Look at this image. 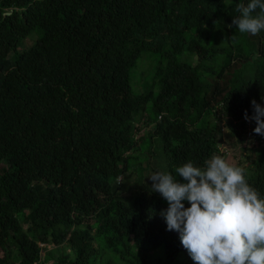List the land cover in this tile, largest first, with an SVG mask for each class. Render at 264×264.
<instances>
[{
  "label": "trees",
  "instance_id": "trees-1",
  "mask_svg": "<svg viewBox=\"0 0 264 264\" xmlns=\"http://www.w3.org/2000/svg\"><path fill=\"white\" fill-rule=\"evenodd\" d=\"M248 2L0 0V264H195L137 161L151 135L174 177L188 161L225 158L226 116L248 143L256 124L245 112L253 99L264 105V64L224 73L255 53L245 39L264 53L260 32L232 25ZM148 53L159 57L154 83L136 93L131 72ZM217 53H227L224 69L203 79V60ZM143 118L150 130L139 137ZM243 150L237 166L264 198V148Z\"/></svg>",
  "mask_w": 264,
  "mask_h": 264
},
{
  "label": "clouds",
  "instance_id": "clouds-1",
  "mask_svg": "<svg viewBox=\"0 0 264 264\" xmlns=\"http://www.w3.org/2000/svg\"><path fill=\"white\" fill-rule=\"evenodd\" d=\"M232 25L240 33L256 35L264 30V0L236 6ZM254 133L264 136V105L251 101ZM176 175L156 172L151 191L168 207L160 215L169 231H177L195 264H264V198L247 181L245 170L220 155H212L204 167L192 161L175 169ZM185 201L190 206L185 207Z\"/></svg>",
  "mask_w": 264,
  "mask_h": 264
},
{
  "label": "rangeland",
  "instance_id": "rangeland-1",
  "mask_svg": "<svg viewBox=\"0 0 264 264\" xmlns=\"http://www.w3.org/2000/svg\"><path fill=\"white\" fill-rule=\"evenodd\" d=\"M264 30L260 32L259 38L262 40V35L264 36ZM203 40L209 45V41H207V38L204 37ZM213 44H218L220 46H225L229 48V43L227 41L226 35L217 33H212V39ZM208 42V43H207ZM33 43V39H28L27 44L30 45ZM246 49H254L255 53L251 55V58L247 59L245 62L241 63L239 67H234L230 69V67L225 69V74L227 77L229 76H251L253 72L255 71L256 67L258 65L262 66L264 64V53L259 52V48H257L256 44L257 42L252 41L250 39H245L244 41ZM226 56L227 53H217L215 55H212L208 59H204L203 63L207 62L208 67L207 68H201L200 72L202 73V78L206 79L207 77H216L219 75L218 73L221 72L222 69L225 67L226 62ZM180 57L182 59H185V54H181ZM198 55H194V63H197L198 61ZM159 61L158 53H148L141 57L136 65L135 68H133L131 72V79L132 84L134 87V91L136 93H140V87L144 86L146 87L147 80L148 82L151 81V83H154V71L156 67V63ZM220 79H223V76L220 77ZM139 82V83H137ZM156 92H158V89H156ZM152 107V103L148 104L149 114L151 119L156 118V113L150 110ZM224 131H223V137L220 142V147L226 152L225 159L228 160L230 163L235 164L236 166L239 164L246 163V156L249 152H246L243 150V147L250 146V147H260L264 148V137H260L259 134L254 133L253 127H249V130L253 132L252 138L249 139L248 143H244L243 145L237 140L236 136L233 135L230 132V129L226 126V123L228 122V117H224V119L221 121ZM139 125V131H137V136L141 137L145 135L149 130L150 126L147 123V120L145 118L141 119L138 122ZM152 136V135H151ZM148 138V142L145 144V150L147 154L140 157L137 161L136 170L139 173V175L142 173L143 165L144 163L145 172H146V178L151 181L150 176L156 172H165L164 170V161H163V153L162 148L160 145V140L158 136L153 135V137ZM143 141V140H142ZM140 142V141H139ZM150 152L153 154L150 155ZM248 164V163H247ZM159 166V167H158ZM158 167V168H157ZM167 173V172H166ZM178 180H180V177H176ZM181 182H183L181 178Z\"/></svg>",
  "mask_w": 264,
  "mask_h": 264
},
{
  "label": "built area",
  "instance_id": "built-area-1",
  "mask_svg": "<svg viewBox=\"0 0 264 264\" xmlns=\"http://www.w3.org/2000/svg\"><path fill=\"white\" fill-rule=\"evenodd\" d=\"M252 135H253V133L250 132V133H249V138H248V139H250V138H251L250 136H252Z\"/></svg>",
  "mask_w": 264,
  "mask_h": 264
}]
</instances>
